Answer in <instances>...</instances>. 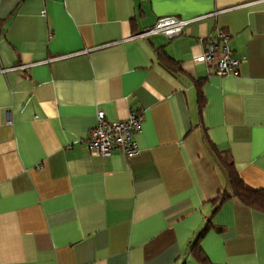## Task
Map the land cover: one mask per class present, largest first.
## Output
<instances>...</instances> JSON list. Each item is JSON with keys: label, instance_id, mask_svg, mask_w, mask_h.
I'll list each match as a JSON object with an SVG mask.
<instances>
[{"label": "crops", "instance_id": "obj_1", "mask_svg": "<svg viewBox=\"0 0 264 264\" xmlns=\"http://www.w3.org/2000/svg\"><path fill=\"white\" fill-rule=\"evenodd\" d=\"M164 16L197 19L141 35ZM218 29L238 75L195 61ZM99 110L144 117L138 154L92 153ZM215 148L264 187V0H0V264H201L199 235L213 264H264V212L215 210Z\"/></svg>", "mask_w": 264, "mask_h": 264}, {"label": "built area", "instance_id": "obj_2", "mask_svg": "<svg viewBox=\"0 0 264 264\" xmlns=\"http://www.w3.org/2000/svg\"><path fill=\"white\" fill-rule=\"evenodd\" d=\"M196 19L164 16L154 25L146 28L141 35L164 34L175 37ZM229 41V32L218 29L215 35L207 37L203 52L195 61L205 64L209 72L220 76L240 74L242 60L235 56ZM143 118L142 115L132 112L126 119L111 121L106 118L103 110H99L96 125L88 137L92 153L103 156L110 155L114 151H120L126 156L138 154L140 149L135 135L141 130Z\"/></svg>", "mask_w": 264, "mask_h": 264}, {"label": "trees", "instance_id": "obj_3", "mask_svg": "<svg viewBox=\"0 0 264 264\" xmlns=\"http://www.w3.org/2000/svg\"><path fill=\"white\" fill-rule=\"evenodd\" d=\"M162 55V53H160ZM165 61L170 63V59L164 54L161 56ZM204 97L200 96V101L202 102ZM218 157L229 173L230 184H231V192L224 191L220 192L214 199L213 202L217 203L215 210L218 209L222 203L230 197H237L240 199L246 206L260 210L264 212V187L255 188L251 187L245 183V181L240 177L239 172L231 160V158L225 154H223L220 150H217ZM201 239V235H199L192 245L191 253L197 258V260L201 264H213L208 258L207 254L203 251L199 240Z\"/></svg>", "mask_w": 264, "mask_h": 264}]
</instances>
